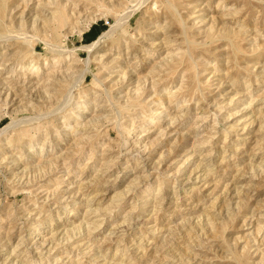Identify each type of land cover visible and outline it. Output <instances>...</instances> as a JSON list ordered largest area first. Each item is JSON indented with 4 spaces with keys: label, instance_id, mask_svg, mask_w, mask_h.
<instances>
[{
    "label": "rangeland",
    "instance_id": "rangeland-1",
    "mask_svg": "<svg viewBox=\"0 0 264 264\" xmlns=\"http://www.w3.org/2000/svg\"><path fill=\"white\" fill-rule=\"evenodd\" d=\"M0 264H264V0H0Z\"/></svg>",
    "mask_w": 264,
    "mask_h": 264
},
{
    "label": "bare ground",
    "instance_id": "bare-ground-1",
    "mask_svg": "<svg viewBox=\"0 0 264 264\" xmlns=\"http://www.w3.org/2000/svg\"><path fill=\"white\" fill-rule=\"evenodd\" d=\"M45 5V4H44ZM110 34V31H106V32H104L103 34H101L99 37H98V39L97 40H95V41H93L92 42V44H90L87 48L89 49V48H95L96 47V45L98 44V42L100 41V39L102 38L103 39V37H106V36H108ZM45 240V239H44ZM43 241V240H42ZM41 244H43V242L41 243Z\"/></svg>",
    "mask_w": 264,
    "mask_h": 264
}]
</instances>
